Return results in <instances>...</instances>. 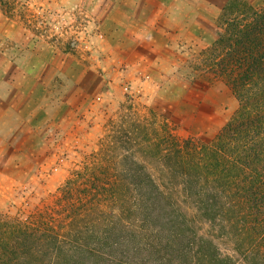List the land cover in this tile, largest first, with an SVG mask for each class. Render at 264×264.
<instances>
[{"label": "rangeland", "instance_id": "obj_1", "mask_svg": "<svg viewBox=\"0 0 264 264\" xmlns=\"http://www.w3.org/2000/svg\"><path fill=\"white\" fill-rule=\"evenodd\" d=\"M210 1L0 0L4 218L59 217L117 135L141 167L147 136L219 133L238 101L204 63L222 24Z\"/></svg>", "mask_w": 264, "mask_h": 264}, {"label": "trees", "instance_id": "obj_2", "mask_svg": "<svg viewBox=\"0 0 264 264\" xmlns=\"http://www.w3.org/2000/svg\"><path fill=\"white\" fill-rule=\"evenodd\" d=\"M221 19L204 63L238 107L219 133L147 136L141 167L117 135L59 217L0 214V264H264V6L229 0Z\"/></svg>", "mask_w": 264, "mask_h": 264}, {"label": "crops", "instance_id": "obj_3", "mask_svg": "<svg viewBox=\"0 0 264 264\" xmlns=\"http://www.w3.org/2000/svg\"><path fill=\"white\" fill-rule=\"evenodd\" d=\"M251 6L259 8L264 5V0H246ZM228 0H211L210 9L208 10V27L212 28L213 24L216 23L217 19L222 16L224 7ZM207 26V25H206ZM188 28L196 27V25L188 24ZM201 27V26H200Z\"/></svg>", "mask_w": 264, "mask_h": 264}]
</instances>
